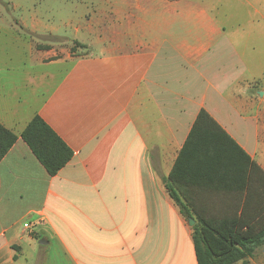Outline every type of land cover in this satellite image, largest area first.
Masks as SVG:
<instances>
[{
	"label": "crops",
	"instance_id": "1",
	"mask_svg": "<svg viewBox=\"0 0 264 264\" xmlns=\"http://www.w3.org/2000/svg\"><path fill=\"white\" fill-rule=\"evenodd\" d=\"M106 1L75 28L94 37L72 39L85 53L30 43L0 66V125L16 136L0 160V264H197L165 183L193 218L264 220V0ZM201 110L256 167L197 141L170 179ZM35 116L72 152L54 176L21 138Z\"/></svg>",
	"mask_w": 264,
	"mask_h": 264
},
{
	"label": "trees",
	"instance_id": "2",
	"mask_svg": "<svg viewBox=\"0 0 264 264\" xmlns=\"http://www.w3.org/2000/svg\"><path fill=\"white\" fill-rule=\"evenodd\" d=\"M21 138L50 176L56 175L72 158L70 149L38 116L28 123L21 133ZM210 140L217 141L216 152L224 151L222 142L225 140L250 162L246 154L236 146L208 113L201 110L175 162L170 179L173 180V173L183 159L191 153L190 149L194 143L201 141L202 145H209ZM15 141L16 136L0 125V160ZM250 164L253 168L256 167L253 162ZM165 188L183 219L188 221L191 218L195 221L191 227V237L197 264H251L250 258L258 248L264 245V220L251 223L243 217L193 218L171 186L165 183Z\"/></svg>",
	"mask_w": 264,
	"mask_h": 264
},
{
	"label": "rangeland",
	"instance_id": "3",
	"mask_svg": "<svg viewBox=\"0 0 264 264\" xmlns=\"http://www.w3.org/2000/svg\"><path fill=\"white\" fill-rule=\"evenodd\" d=\"M108 8L106 0H0V66L21 65L30 43L40 50L56 45L65 51L85 53L72 39L78 38L86 46L94 37L86 31L75 37V28L85 27L97 17L106 18ZM33 23L39 24L41 31L43 26L53 27L66 38H52L51 34L33 36L29 32ZM256 44L258 66L264 72V39L259 37Z\"/></svg>",
	"mask_w": 264,
	"mask_h": 264
},
{
	"label": "water",
	"instance_id": "4",
	"mask_svg": "<svg viewBox=\"0 0 264 264\" xmlns=\"http://www.w3.org/2000/svg\"><path fill=\"white\" fill-rule=\"evenodd\" d=\"M262 94H263L262 92L259 93L260 96H262ZM194 224H195L194 219L189 218V219H188V225H189L190 227H192Z\"/></svg>",
	"mask_w": 264,
	"mask_h": 264
},
{
	"label": "built area",
	"instance_id": "5",
	"mask_svg": "<svg viewBox=\"0 0 264 264\" xmlns=\"http://www.w3.org/2000/svg\"><path fill=\"white\" fill-rule=\"evenodd\" d=\"M24 228L25 229H30V225L29 224H24Z\"/></svg>",
	"mask_w": 264,
	"mask_h": 264
}]
</instances>
